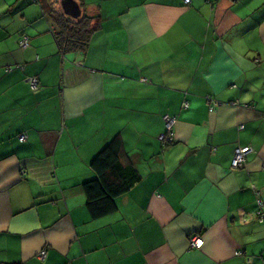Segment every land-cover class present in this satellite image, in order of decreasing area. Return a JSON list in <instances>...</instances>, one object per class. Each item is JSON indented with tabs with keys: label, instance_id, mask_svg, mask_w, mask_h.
Wrapping results in <instances>:
<instances>
[{
	"label": "crops",
	"instance_id": "0c3cea01",
	"mask_svg": "<svg viewBox=\"0 0 264 264\" xmlns=\"http://www.w3.org/2000/svg\"><path fill=\"white\" fill-rule=\"evenodd\" d=\"M76 1L97 28L61 53L35 0H0V264H264V0ZM114 135L140 179L92 219Z\"/></svg>",
	"mask_w": 264,
	"mask_h": 264
},
{
	"label": "trees",
	"instance_id": "16d2710c",
	"mask_svg": "<svg viewBox=\"0 0 264 264\" xmlns=\"http://www.w3.org/2000/svg\"><path fill=\"white\" fill-rule=\"evenodd\" d=\"M35 2L48 19L52 35L61 53L86 50L91 35L97 28L96 17L87 16L83 12L78 18L65 15L59 4L60 0H35ZM12 68L8 66L5 70ZM28 85L30 86L29 82ZM182 105L187 107L185 101ZM24 135L25 133H20L17 140L24 142L26 136L23 140L19 139ZM170 143L171 141L166 144ZM88 166L92 171V177L81 183L85 207L90 218L99 219L117 210L116 199L126 193L140 179V175L132 162L127 160L119 135L112 136L94 154Z\"/></svg>",
	"mask_w": 264,
	"mask_h": 264
},
{
	"label": "built area",
	"instance_id": "2783aa9c",
	"mask_svg": "<svg viewBox=\"0 0 264 264\" xmlns=\"http://www.w3.org/2000/svg\"><path fill=\"white\" fill-rule=\"evenodd\" d=\"M184 2L188 3L189 0H184ZM19 44L21 47H25L27 45V37L26 36L22 37ZM28 82L30 83L32 90L36 89V84H37L36 76L28 78ZM206 98H209V96H206ZM209 107L211 109L213 106L210 105ZM162 120L164 123V132L159 136V138L162 144H166L172 140L175 117L170 116L168 114H164L162 116ZM24 137L25 135L21 136L19 139L23 140ZM250 152H251V148L249 146L236 147L233 150V155L230 161V168L236 169L238 167H242L245 164L246 156ZM263 169H264V163H263ZM258 206H259V209L254 211L253 217L257 219L258 221H261L263 218V212L261 210L262 204L259 203ZM188 241H189V246L193 248H199L203 244V240L200 236H195V235L190 236ZM37 255L42 260L45 257V250L44 249L40 250ZM249 263H250V258H246L245 264H249Z\"/></svg>",
	"mask_w": 264,
	"mask_h": 264
},
{
	"label": "water",
	"instance_id": "95a60500",
	"mask_svg": "<svg viewBox=\"0 0 264 264\" xmlns=\"http://www.w3.org/2000/svg\"><path fill=\"white\" fill-rule=\"evenodd\" d=\"M62 12L72 18H78L81 9L76 0H60L59 2Z\"/></svg>",
	"mask_w": 264,
	"mask_h": 264
},
{
	"label": "clouds",
	"instance_id": "9594fccd",
	"mask_svg": "<svg viewBox=\"0 0 264 264\" xmlns=\"http://www.w3.org/2000/svg\"><path fill=\"white\" fill-rule=\"evenodd\" d=\"M24 36H26V35H23L22 37H24ZM26 37H27V36H26ZM21 39H22V38H21ZM21 39H20V40H21ZM27 44H28V37H27Z\"/></svg>",
	"mask_w": 264,
	"mask_h": 264
}]
</instances>
